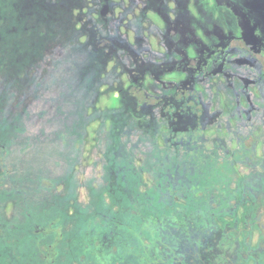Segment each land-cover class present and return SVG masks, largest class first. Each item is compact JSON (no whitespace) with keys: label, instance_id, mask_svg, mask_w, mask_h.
Instances as JSON below:
<instances>
[{"label":"rangeland","instance_id":"1","mask_svg":"<svg viewBox=\"0 0 264 264\" xmlns=\"http://www.w3.org/2000/svg\"><path fill=\"white\" fill-rule=\"evenodd\" d=\"M109 4L0 12V264H264V0ZM191 71L202 129L123 97Z\"/></svg>","mask_w":264,"mask_h":264},{"label":"flooded vegetation","instance_id":"2","mask_svg":"<svg viewBox=\"0 0 264 264\" xmlns=\"http://www.w3.org/2000/svg\"><path fill=\"white\" fill-rule=\"evenodd\" d=\"M11 0H0V12H5L7 10V4L8 2ZM105 1V5L104 7L101 9V13L104 15L107 12H110L112 10L111 5L109 4V0H104ZM187 1V0H185ZM189 1V0H188ZM160 3L163 5V7L165 6V0H160ZM19 7V6H18ZM17 7V8H18ZM188 7H186L187 9ZM19 12V16L18 19L21 20L24 16L23 12H20V8L17 9ZM189 10H186V12H182L181 10L178 13V16L176 17V20H181L180 17L183 16L185 17L184 20H186L185 22H188L189 25L187 26V28L190 27V25L192 24V17L190 14L185 16V13H187ZM159 14H162L165 17V21L167 22L166 16L169 19V24L173 25L174 21H171L170 18V13L169 11H160ZM183 20V21H184ZM250 24H244L242 26V32H241V36L243 41H245L246 43H250L252 45H254V43L257 42L258 37L250 30ZM193 39L190 38H185L183 41V44L185 45V47L180 48V51L182 53H180L181 56H185L186 59L192 61V57H190V54L188 52L187 49H189V46L191 44ZM203 57H206L207 55L205 54V51H203ZM187 64V63H186ZM174 70H178V68H176V66H174ZM196 76L193 73V71H191V74L189 76V81L190 83L188 84H182V85H175L172 83L171 86L176 90L175 93L171 96L166 97L165 95H151L148 92H146L143 88H142V84L143 81H141L139 78H135L134 81H132V83H130V85L128 86L125 94H124V98H127L128 95L132 94V91L135 90V92H140V96L138 97V99H140L141 101H143L144 103L147 104H152V105H157L159 104L160 101H165L166 100V110H170L173 109L174 113H176V115L179 114V112H182V115L184 114L185 111H187L188 114V123L193 125V128H200L202 129V126L196 127L197 123L198 124H203L205 121H209L212 119V113L210 112V106H211V102L209 101H205L201 94L195 90V88L192 86L193 81L195 80ZM161 103V102H160ZM172 107V108H170ZM184 109V110H183ZM165 110V111H166ZM185 121V120H184ZM195 125V126H194Z\"/></svg>","mask_w":264,"mask_h":264},{"label":"clouds","instance_id":"3","mask_svg":"<svg viewBox=\"0 0 264 264\" xmlns=\"http://www.w3.org/2000/svg\"><path fill=\"white\" fill-rule=\"evenodd\" d=\"M149 15L153 16V18L156 19L158 23L160 22V21H159V18L156 17L153 13H149ZM153 45L155 46V38H153ZM173 78H174V77H173Z\"/></svg>","mask_w":264,"mask_h":264},{"label":"trees","instance_id":"4","mask_svg":"<svg viewBox=\"0 0 264 264\" xmlns=\"http://www.w3.org/2000/svg\"><path fill=\"white\" fill-rule=\"evenodd\" d=\"M146 218H150V217H147L146 216ZM148 224H149V222H148ZM151 227V229H152V232H150V233H152V236H154V234H156V230L154 229V227L153 226H150ZM150 227H149V229H150Z\"/></svg>","mask_w":264,"mask_h":264}]
</instances>
